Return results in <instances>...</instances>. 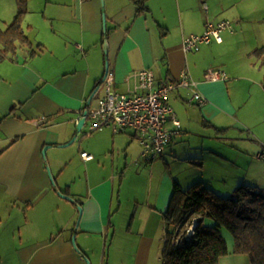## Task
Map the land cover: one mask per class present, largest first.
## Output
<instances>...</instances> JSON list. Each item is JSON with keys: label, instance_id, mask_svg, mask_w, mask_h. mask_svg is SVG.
<instances>
[{"label": "crops", "instance_id": "1", "mask_svg": "<svg viewBox=\"0 0 264 264\" xmlns=\"http://www.w3.org/2000/svg\"><path fill=\"white\" fill-rule=\"evenodd\" d=\"M55 1L41 17H32L29 10L25 15V32L42 48L32 54L28 45L18 43L16 54L0 61V264L162 262L164 213L175 182L183 187L191 183L184 186L166 173L130 181L129 193H124L128 178L142 172L133 163L141 150L139 135L132 128L116 131L107 125L88 128L95 133L78 140L77 130L88 125L79 129L77 120L88 102L94 104L104 92L100 85L108 62L122 91L130 88L134 71L150 68L158 79H178L188 71L207 97L205 104L193 105L189 87L169 94L180 133L163 158L180 155L178 146L197 121L256 135L253 115L244 110L243 89L249 86L248 97L257 89L264 94V69L251 59L264 46L262 32L246 35L249 19L242 18L237 0L222 7L215 6V0H145L149 10L144 13L133 0ZM232 8L233 18L225 17ZM222 19L236 20L222 41L184 51L185 36L204 32L207 21ZM232 46L239 47L243 57L237 66L228 57ZM209 68H222L229 78L206 80ZM82 151L93 157L85 159ZM195 179L205 181L203 174L190 181ZM242 182L241 176L223 179L225 188L218 191L226 195L224 191H234ZM224 229L230 252L221 256L220 264H252L248 254L233 251L234 237ZM7 248L14 251L6 255Z\"/></svg>", "mask_w": 264, "mask_h": 264}, {"label": "rangeland", "instance_id": "2", "mask_svg": "<svg viewBox=\"0 0 264 264\" xmlns=\"http://www.w3.org/2000/svg\"><path fill=\"white\" fill-rule=\"evenodd\" d=\"M217 7H222L228 5L234 0H215ZM52 2L54 6L55 0H28L26 2L29 15L32 17H41L43 13L49 11L52 7L48 3ZM211 4L210 0H207ZM48 4L47 8L44 5ZM20 1L18 0H0V28H5L7 23H9L15 16ZM252 6L253 8H251ZM256 6V8H254ZM237 7L241 9L244 13L243 19H249L248 29L246 30V35L250 33H256L261 31V40L264 44V0H237ZM247 9H246V8ZM31 9V10H30ZM235 8L228 10L225 14L226 16L232 17V13ZM27 14V13H26ZM25 19V18H24ZM233 21H236L235 19ZM243 47V45H240ZM230 55V56H229ZM251 57L252 61H256L258 69H264L263 59L255 55ZM228 57L233 61V64L237 66L238 61L243 63V57L240 54L239 47L232 46L229 48ZM235 66V67H236ZM243 72V71H242ZM264 82V78H262ZM249 86L243 89V100L247 101L245 106V112H249V115H253L255 124L254 129L256 135L249 130L245 132H238L237 128L231 126L227 130H221L218 126H207L194 123V130L192 133L186 135V140L184 143L180 144L178 148H182L179 151V156L174 157L167 155L165 158L159 157L152 162H146L141 156L138 155V159L133 161L135 165H138L139 171H142L139 177L132 176L128 178L124 193H129L130 181H138L139 178L147 180L154 176L155 179L164 176L169 173L171 176H176L180 178L184 186L202 179H195L193 181L192 177L194 175H204V182H213L211 187L218 191L222 187L225 188L223 179L236 180L239 176L244 177V181L256 185L259 189L264 191V94L261 90L257 89L251 93L252 96L248 97L250 94ZM102 92V89L100 90ZM261 92V93H260ZM189 98V97H188ZM192 103V102H191ZM195 105L194 103H192ZM253 112V113H251ZM248 115V116H249ZM225 121H223L224 123ZM230 122V121H229ZM219 123V124H223ZM89 126L82 131L77 130L78 140L82 138H87L85 133H90ZM97 132V131H96ZM184 137V139H185ZM187 151V152H184ZM199 151V152H198ZM193 153V157L192 154ZM201 153V154H200ZM197 155V159H195ZM187 156H190L188 158ZM194 158V159H191ZM204 162L201 167L200 162ZM152 169V170H151ZM201 169V170H199ZM201 178V177H200ZM212 180V181H211ZM160 180H158V183ZM189 182V183H188ZM238 182V181H237ZM219 192V191H218ZM227 195L233 194V191H224ZM220 194H223L219 192ZM198 219V218H197ZM195 220L194 215H188L184 228L180 231L178 235V242L187 241L191 238L188 235L190 224ZM164 228V224L163 227ZM164 234V230H161ZM223 232H227L230 235L231 232L228 229H224ZM14 249H6L5 254H11ZM247 254V253H245ZM155 264H162L160 258L154 260ZM3 264V263H2Z\"/></svg>", "mask_w": 264, "mask_h": 264}, {"label": "trees", "instance_id": "3", "mask_svg": "<svg viewBox=\"0 0 264 264\" xmlns=\"http://www.w3.org/2000/svg\"><path fill=\"white\" fill-rule=\"evenodd\" d=\"M19 1L13 19L5 28H0V61L12 58L18 43L28 45L32 54L42 48L41 44H33L24 29L28 0ZM133 1L138 5L139 13L148 12L145 0ZM253 53L264 63V46ZM232 193L220 194L203 181H195L186 187L175 182L169 208L164 213L166 231L162 264H220L221 256L230 252L223 228L234 237L235 253H247L252 264H264V191L242 182ZM190 214L199 217L195 232L190 239L179 243L178 235ZM205 219H212L214 223L208 224Z\"/></svg>", "mask_w": 264, "mask_h": 264}, {"label": "built area", "instance_id": "4", "mask_svg": "<svg viewBox=\"0 0 264 264\" xmlns=\"http://www.w3.org/2000/svg\"><path fill=\"white\" fill-rule=\"evenodd\" d=\"M234 29L235 24L231 19L207 21L204 32L183 38V49L185 52L199 51L204 44L222 41L223 32ZM204 76L210 81L229 78L222 68H209ZM129 78L132 81L130 88L122 91L116 87L115 76L109 71L100 85L104 92L94 104L88 103L83 108L81 118H85L84 124L92 131L107 125L116 131L134 129L141 143L140 156L146 162H152L164 153L180 133V120L168 100L169 94L180 87H189L192 90L189 102L203 105L208 99L198 89L197 81L188 71L172 80L158 79L152 69L144 68L134 71ZM81 154L85 159L93 157L88 151H82Z\"/></svg>", "mask_w": 264, "mask_h": 264}, {"label": "water", "instance_id": "5", "mask_svg": "<svg viewBox=\"0 0 264 264\" xmlns=\"http://www.w3.org/2000/svg\"><path fill=\"white\" fill-rule=\"evenodd\" d=\"M104 25H105V29H106V17H105V15H104ZM103 48H104V51L107 53V52H108V49H109V45H108V40H107V39H105V41H104ZM108 72H109V63L107 62V64H106V71H105V74H104V76H103V78H102V81L105 79V77H106V75L108 74ZM101 83H102V82H101ZM95 92H96V91H94L93 94L91 95V97H90V101H91L92 97L94 96ZM88 103H90V102H88ZM84 121H85V118L82 117V118L80 119V121L78 122V128H79V129L82 127ZM64 145H65V144H64ZM64 145H62V146H64ZM47 146H48V145H47ZM47 146L44 148V151H43L44 153L46 152ZM60 146H61V145H60ZM51 176H52V175H51ZM52 179H53V177H52ZM61 195H63L64 197H67V198H69V199H72V197L69 196V195H64L63 193H61ZM79 208H80V212H82V207L80 206ZM80 215H81V214H80ZM73 243H74L75 247L78 249V246H77V244H76L75 236L73 237ZM87 261H88V264H90V261H89V260H87Z\"/></svg>", "mask_w": 264, "mask_h": 264}, {"label": "bare ground", "instance_id": "6", "mask_svg": "<svg viewBox=\"0 0 264 264\" xmlns=\"http://www.w3.org/2000/svg\"><path fill=\"white\" fill-rule=\"evenodd\" d=\"M197 222L198 221L195 219L194 222L190 225V227H189V233H188L189 236H192L194 234V232H195V226L197 225Z\"/></svg>", "mask_w": 264, "mask_h": 264}]
</instances>
